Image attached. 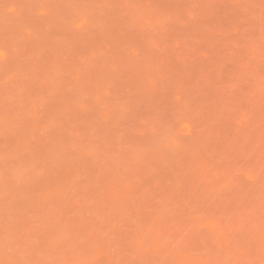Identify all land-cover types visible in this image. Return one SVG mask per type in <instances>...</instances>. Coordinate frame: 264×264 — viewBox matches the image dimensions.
Returning <instances> with one entry per match:
<instances>
[{
    "label": "rangeland",
    "instance_id": "374dc122",
    "mask_svg": "<svg viewBox=\"0 0 264 264\" xmlns=\"http://www.w3.org/2000/svg\"><path fill=\"white\" fill-rule=\"evenodd\" d=\"M0 264H264V0H0Z\"/></svg>",
    "mask_w": 264,
    "mask_h": 264
}]
</instances>
